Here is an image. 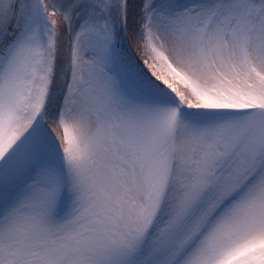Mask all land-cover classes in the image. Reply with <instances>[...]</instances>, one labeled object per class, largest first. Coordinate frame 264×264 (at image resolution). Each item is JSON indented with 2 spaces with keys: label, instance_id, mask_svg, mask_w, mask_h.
I'll list each match as a JSON object with an SVG mask.
<instances>
[{
  "label": "snow or ice",
  "instance_id": "snow-or-ice-1",
  "mask_svg": "<svg viewBox=\"0 0 264 264\" xmlns=\"http://www.w3.org/2000/svg\"><path fill=\"white\" fill-rule=\"evenodd\" d=\"M0 264H264V0H0Z\"/></svg>",
  "mask_w": 264,
  "mask_h": 264
}]
</instances>
